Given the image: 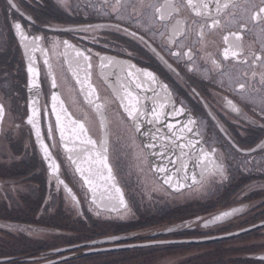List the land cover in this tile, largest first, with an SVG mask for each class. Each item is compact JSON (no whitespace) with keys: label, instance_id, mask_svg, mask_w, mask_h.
Returning <instances> with one entry per match:
<instances>
[{"label":"flooded vegetation","instance_id":"1","mask_svg":"<svg viewBox=\"0 0 264 264\" xmlns=\"http://www.w3.org/2000/svg\"><path fill=\"white\" fill-rule=\"evenodd\" d=\"M12 2L16 8L10 9L8 0H0V23H2L0 90L3 91L0 104L5 109L0 131L7 127L5 120L8 117L9 122L13 124L11 131L19 132L17 143L20 144L23 152L26 148H30L31 161H34L32 163L36 168L35 173L41 177L43 158L41 159L38 149L40 143L38 142L39 146L36 145L33 134L41 123L44 136L55 156L54 162L58 165L57 170L53 171L43 160L47 172L45 181L47 187L52 189V194L57 197L61 208L69 209L68 205L76 207L78 213L73 221L95 226L100 225V221L117 218L120 219L117 220L118 224L133 222L125 221L124 218L132 209L133 201H138L126 195L129 206L127 210L118 211L106 209L102 206L107 204L104 202L99 205L100 200L97 197L93 202V191L84 179L77 175L69 154L62 144L56 121L58 113L61 114L62 119L65 116L61 112V102L67 114L69 112L71 116L85 122L89 132L97 139L98 147L103 140V128L107 125L108 160L122 187V180L117 173L113 156V146L118 144L124 147L127 144L116 130L117 122L119 128L126 129L132 135L134 146L142 150L140 157L143 158L144 165L148 166V172L160 184L161 189L169 191L167 195L170 198L175 199L195 192L196 188L202 187L210 179L228 183L232 202L225 208L214 211L213 204L218 202L213 199L216 193L206 202L207 205H202L198 197L180 201L162 213H155L154 216L163 219L171 211L190 209V217L184 216L183 213L175 223L152 226L156 229H151L149 225L136 229L135 231L138 232L131 233L134 237L130 241L135 242L136 237L139 241L169 237L201 238L213 235L211 234L213 230L224 226L229 220L238 218L243 212L251 213L252 207L258 206L262 211L264 210V201L261 205L256 201L253 202L257 195L264 196V81L260 78V74L264 73V62L254 61L252 55L255 53L264 56V24L254 25L247 22L246 29L242 30L245 14L241 8L233 9L234 15L221 16V28L210 30L205 27L204 38L201 41L198 39L201 26L211 21L196 16L184 7V0H175L178 11L170 17L166 16L163 21L158 19L155 9L164 5L166 0H119V2L118 0H12ZM238 2L243 3V0ZM254 2L259 3V0ZM15 22L21 23L30 37H42V40L38 41L37 50L25 51L13 26ZM173 27H180L183 33L175 37V43H170ZM229 31L241 32L243 51L237 58L224 60L222 56L224 45L221 37ZM65 41L71 47H67ZM76 51L84 52L91 58L90 83L100 97L96 103L104 105L100 113L88 103L80 90L81 86L72 76L69 65L74 66ZM177 52L181 53L179 57L174 55ZM29 55L32 57V66L36 69L35 77L28 71ZM104 58L127 62L139 69H147L158 78L157 84L144 81L145 90L141 95L149 114L142 119L139 131L132 127V122L127 119L120 104L119 96L107 82L114 80L111 83L117 86V70L113 66L102 68ZM213 60L216 64H213ZM253 72L257 73L255 77L252 75ZM80 75L82 78L83 73ZM53 78H55V87L52 86ZM33 79L37 84L35 88L32 87ZM160 83L168 86L167 93L159 89ZM241 83L246 85L244 89L239 88ZM149 89H156L159 94L156 98L157 106L161 103L165 105L159 119L154 123H149L152 119L150 110L154 99L153 92ZM53 94L59 98L55 110H53ZM7 96L13 102V106L9 108L4 101ZM229 101L239 108L238 112L232 110ZM33 108L36 109L34 116ZM180 108L184 110L182 113L179 112ZM29 118L34 120L36 127L28 123ZM90 118L96 119L97 133H94L90 127ZM189 119L194 123L187 124ZM47 120H50V125ZM187 128H191L192 131L188 132ZM189 142L195 147H191ZM149 144H153L154 147L149 148ZM180 145L184 146L183 152ZM199 150L210 154L209 160L205 161L206 167L203 168L196 159L200 154ZM70 154L72 155L71 152ZM184 159H187L188 164L186 171L180 169L181 161ZM160 167L166 168L167 173L160 172ZM204 171L206 172L201 183L189 185L193 181V174L197 179ZM168 174H171L173 179L165 183ZM255 182H259V185L254 186L255 189L249 187ZM37 184L40 186V182ZM252 195L256 196L252 197ZM238 197L245 202H240ZM0 204L8 210L11 207L8 201L2 202L1 197ZM233 209L239 211L226 221L207 224L214 215ZM206 213L210 214L205 216ZM198 223L200 225H196ZM2 225L8 227L9 231L22 228V225L16 222ZM172 228L174 229L169 231ZM224 228H220V232H230L222 230ZM259 228L251 231H259ZM47 229L49 230V227L31 224L25 226V233L30 234V231H33L37 234ZM123 233L119 232L117 235H127ZM117 235L100 233L84 242ZM230 239L224 242L236 238ZM112 244L105 243L99 246ZM59 255L62 254L52 255L51 258ZM262 256L264 255L253 251L247 254L246 258L259 259ZM12 258L15 259L14 261H21L25 257L14 255Z\"/></svg>","mask_w":264,"mask_h":264},{"label":"rangeland","instance_id":"2","mask_svg":"<svg viewBox=\"0 0 264 264\" xmlns=\"http://www.w3.org/2000/svg\"><path fill=\"white\" fill-rule=\"evenodd\" d=\"M0 27H2V23H0ZM0 35H2L1 30ZM1 38L2 36L0 37V52L2 44ZM8 80H10L9 77ZM9 90L12 91L11 89ZM2 92L3 91L0 90V98L3 97ZM4 101L5 104L8 105V108L13 106V102L8 96L5 97ZM5 124L7 127H4L3 130L0 131V165L3 164V167L0 168V197L2 202L6 200L10 203V210H17L19 212H16V216L13 217L8 213V209L5 208V210H2L3 205L0 204V258H6L7 260L10 256L7 262L4 260L3 263L0 262V264H30V262L24 260L25 258L21 261H14L12 256L23 257L26 255H33V253L36 254V251L37 253H43L49 249L67 245L89 244L92 241H84L100 233L103 235L119 234L121 229L120 227H116L118 226L117 220H120L119 218L100 221V225L97 226L73 221V218H75L78 213L76 207L74 208L68 205L69 209L64 207L61 208L57 202V197L55 194H52L51 188H48V196L42 201L43 189L41 183L39 186L37 182H41L42 178L46 180L47 172L43 165L44 162L42 160L43 173L41 177H39L37 173H35L36 168L35 164H33L34 161H31L30 148H26L25 152H23L22 147L16 141L19 132L13 133L11 131L13 124L9 122L8 117L5 120ZM97 126L96 119L90 118V127L94 133H97ZM116 126L117 132L122 135L123 142L127 144L124 145V147L118 144L113 146V156L115 158L117 173H119L123 189L126 191L128 198L138 201L132 200V209L128 216L124 218L125 221H134V219H138L139 222L142 221L141 223L144 224V226L149 225L151 229H156L152 226H163L169 222L175 223L179 221L183 213L184 216L190 217L191 210L187 209L182 211L177 209V215L167 216L163 219L154 216L155 213H162L178 202L192 197L200 198L202 205H207L206 202L210 201L214 193L216 194L213 199L218 200L217 204H213L214 211L221 210L231 204L232 198L230 197L231 191H229L228 183L218 182L214 179H210V181L205 183L202 187L196 188L195 192L178 196L175 199L170 198L169 195H167L169 191L167 192V190L164 191L161 189L160 184L153 178L152 174L148 172V166L144 165V160L140 157L142 150L134 146L132 135L126 129L119 128L118 122ZM122 131L126 133H122ZM17 160H19V162H16ZM23 161L27 162L24 163ZM36 172H38V169ZM258 183L259 182H255L249 185V187L255 189L254 186L259 185ZM255 196L256 195H252V197ZM256 197L257 198H255L253 202L256 201V203H259L258 205L263 204L264 196L257 195ZM238 199L240 202L243 201L240 197H238ZM247 200H249V198ZM244 202L245 201L242 203ZM41 203H43V205L40 207ZM37 206H39L38 209ZM70 209L73 211H70ZM251 209H253L251 213L249 212L246 214L245 211L238 218L229 220L224 226L217 228L220 229L225 227L222 230L234 231L249 227L253 225V222L256 224L258 221H264V210L262 211L258 206L256 208L252 207ZM209 214L210 213H206L204 215L207 216ZM204 215L203 217H205ZM2 219L18 220L22 228L10 230L13 233V235H11L7 233L9 229L6 228L8 227L2 225ZM24 219L28 220V222H24ZM26 224L41 225L45 228L49 227V230H43L37 234L30 231V236L25 233ZM196 225H200V223ZM219 229L213 230L211 234H221L222 232H220ZM20 230L23 234L20 233ZM122 230L128 231L130 229L122 228ZM134 231L135 230L126 232L127 235H125V237L134 235H131ZM137 232L138 231H135L134 233ZM150 234H147V236ZM239 235L237 237L234 236L233 238L236 239L226 242L225 245L221 243L229 238L214 239L199 243L152 245L82 254L52 264H229L234 261V259H240V257L245 258L247 254L253 253V251L256 254L264 255V225L260 226L259 231L256 230L252 232L249 230L245 232L244 235L242 233ZM134 239L137 241L138 237ZM167 239L174 238L169 237ZM215 243H218V246L215 245ZM77 249L78 250H75V252H81L85 248L81 246ZM51 257L53 256L41 255L39 260H50ZM33 263L38 262L33 261L32 264ZM243 263L247 264L245 261Z\"/></svg>","mask_w":264,"mask_h":264},{"label":"snow or ice","instance_id":"3","mask_svg":"<svg viewBox=\"0 0 264 264\" xmlns=\"http://www.w3.org/2000/svg\"><path fill=\"white\" fill-rule=\"evenodd\" d=\"M119 2V0H118ZM8 6L10 9L16 8V5L12 2V0H8ZM184 7L189 9L191 12L195 13L198 17H203L207 20L210 19V23H205L201 26V29L198 34V39L203 41L204 38V28H208L210 30H216L222 27L221 16L222 15H234L232 12L233 9L241 8L245 14V23L242 24V30L246 29L247 22H251L254 25L264 24V0H259V3H255L254 0H243V3H239L238 0H184ZM18 10V9H17ZM156 13L158 14V19L163 21L166 16L170 17L174 12L178 11V7L175 3V0H166V3L160 7H156ZM31 19V18H29ZM14 28L16 30V34L19 36L20 42L23 44L25 51L28 52L29 49L32 51L37 50L39 47L38 41L42 40V37L39 36H31L26 32L25 28L22 27L21 23L15 22ZM183 33V29L180 27H173L172 29V37H170L169 42L175 43V37L179 34ZM135 35V33H132ZM222 42H223V50L222 56L224 60H228L229 58H237L241 55L243 51L242 47V34L241 32H233L229 31L226 34H222ZM64 44L67 47H71L68 45V42L65 41ZM190 51V50H189ZM177 57L181 55V53H174ZM254 61L264 62V56L257 55L255 53L252 54ZM75 61L74 66L72 64L69 67L72 69V76L76 78V83L81 86L80 90L84 93L85 99L88 100V103L92 105L97 113L101 112V109L104 107L101 103H96L100 99L97 94L96 89L90 83V69L92 68V64L90 63V56L86 55L84 52L76 51L75 52ZM32 57L29 55V66L28 71L33 74V77L36 76V69L32 66L31 63ZM47 63V61H45ZM213 64H216V61L213 60ZM109 66H113L116 68V87L113 88L114 93L119 96L120 104L123 107L124 113H126L127 119L132 122V127L139 131L141 127V121L143 118L148 116L149 110L146 108L145 103L143 102V98L141 93L144 89V81L147 80L151 84H157L158 78L156 75L148 71L147 69H139L136 68L135 65L129 64L123 61H113L110 58H104V63L101 64L102 68H106ZM218 66V65H217ZM81 73H83V77L81 78ZM247 75V74H245ZM253 77L257 75V73L253 72ZM260 78L264 81V73L260 74ZM52 86L55 87V78H53ZM32 87H37L35 79L32 81ZM246 85L244 83L239 84L240 89H244ZM159 89L165 93H167L168 86L166 84H159ZM153 92V107L151 108V116L152 119L149 123H154L159 119L161 114V110L165 108L163 103L157 106L156 98L158 97V92L156 89H149ZM58 96L55 94L52 95L53 101V110L56 109V102L58 101ZM233 111H239V108L232 104L231 101L228 102ZM61 112L66 117V122L61 120V114L58 113L56 116L57 124L60 126V136L61 140H69L71 139L74 143L76 140L80 142L81 150L79 152V156L82 158V164L77 168L80 172L81 176L84 179V182L92 189L93 191V202L96 201L95 192L97 190V183L100 180L110 181L112 180L111 168L107 164V147L106 143L102 142L100 149H96V141L93 140L90 136H88V130L85 127L83 122L72 119L70 115L67 114L66 109L63 108V104H60ZM183 108L179 109V112L182 113ZM5 109L2 104H0V120L3 119ZM36 113V109L33 108V116ZM29 124H32L33 127H36L35 122L32 118L28 120ZM194 121L189 119L187 124H193ZM172 127V125H169ZM188 132H191V128L186 129ZM67 132V135L65 134ZM37 138L40 137L39 128L36 129ZM85 145H91L95 150L90 151ZM191 147H195V145H191ZM65 148L68 149L69 152L75 151L74 148H69L66 143ZM41 147L43 148L45 157L51 159L49 148L43 142H41ZM149 148L154 147L153 144L148 145ZM181 151L183 152V145H180ZM199 155L196 157L197 161L200 163L201 167H206L205 161L209 160L210 154L204 152L203 150H199ZM179 158V157H178ZM74 163L76 161H73ZM84 165H87L85 167ZM53 171H56L58 165L55 163L50 165ZM188 167L187 159L181 161L180 169L182 171H186ZM102 169H107V175L105 176ZM160 172L167 173V169L164 167L159 168ZM187 178V177H185ZM173 179L171 174L167 175L165 183L171 182ZM193 181H195V174L192 176ZM179 183V181H177ZM115 187V185H112ZM105 191H108L105 188ZM116 193H120L119 188H115ZM103 199V197L101 198ZM109 207H111L112 211H116L118 207H122L127 210V204L123 199L122 193L119 195V198L116 199L112 196H109ZM239 211V209H233L232 212H224L222 215L216 216L215 220L219 221L224 219L227 216L234 214ZM264 259V257H261Z\"/></svg>","mask_w":264,"mask_h":264},{"label":"water","instance_id":"4","mask_svg":"<svg viewBox=\"0 0 264 264\" xmlns=\"http://www.w3.org/2000/svg\"><path fill=\"white\" fill-rule=\"evenodd\" d=\"M112 81H114V80H111V81L107 80V82L109 83L111 89L113 90V88L115 86L111 83ZM68 115H70L69 112H68ZM70 117L72 119H75L77 121L83 122L85 124L84 121L76 119L75 116H71L70 115ZM61 120L66 122V117L64 116V119L61 118ZM1 121L2 120H0V124H1ZM57 127H58V130L60 132V126L58 124H57ZM85 127L88 130V136H90L93 140L96 141V149H100L102 142L106 143V147H107V164L111 168L112 180L107 181V182L104 181V180H100L97 183V190H96L95 194H96V197L100 200L98 202V204L100 205L101 202L107 203V204L102 205V206L106 207V209L112 210L111 207L108 206L109 205V199H108L109 196H112V197L118 199L119 195L122 193L123 199L126 202L127 207H128V201H127V199L125 197L124 190L121 187V185L119 184V181H118V178H117V176H116V174L114 172V169H113V167L111 166V164L109 163V160H108V127H107V125H106V127L103 128V140L100 143L99 147H98L97 139L90 134L89 129L86 126V124H85ZM39 131H40V137L37 138V140L40 143V148H41L42 154H43L48 166L51 169L52 167L50 165L55 163L54 162L55 158L53 157V154H52V152H51L49 147L48 148H49V153H50L51 159H48V158L45 157L43 148L41 147V142H43L45 145H47V144L45 143V140L43 139V132H42L41 123L39 125ZM66 134H67V132H66ZM35 135H36V131H35ZM36 137H37V135H36ZM66 143L68 144L69 148H74L75 149V151L71 152L72 155L70 154L68 149L65 148L64 145ZM62 144H63L64 149L68 152L69 158L71 159V161H72L77 173L79 174V176L81 178H83L81 176L80 172L77 170V168L79 166H81V164H82V158L78 155L80 150H81L80 142L78 140H76L73 143L72 140L69 139V140H63ZM84 147H86L90 151H93V152L95 151L92 148L91 145H85ZM73 161H76V162L74 163ZM84 166L87 167V165H84ZM102 171L104 172V174L106 176L107 175V169H102ZM205 172L206 171H204L200 177L195 179V181H191L189 185L201 183L203 181V175L205 174ZM180 182H182V181H180ZM188 182L189 181L182 182V183H188ZM112 185H115V187H112ZM105 188H107L108 191H105ZM115 188H119L120 189V193H116ZM102 197H103V199H101ZM121 209H124V208L118 207L116 211L121 210ZM222 214H220V215H222ZM224 219H226V217ZM263 225H264V221H261L259 223H256V224L251 225V226L246 227V228H242V229L237 230V231L229 232V233H226V234L210 236V237H203V238H180V239H167V240H165V239H163V240H149V241L135 242V243H123V244H116V245H107V246H102V247H91V248L85 249V250H83L81 252H73V253L64 254V255H62V256H60L58 258L47 260V261H44V262H41V263H38V264H52V263H55V262H58V261H62V260H65V259L73 258V257L79 256V255L88 254V253H98V252H105V251H110V250H118V249H125V248L150 246V245H159V244L188 243V242H200V241H208V240L220 239V238H225V237H230V236H233V235H237V234L252 230L254 228H257V227H260V226H263ZM173 229L174 228L170 229L169 231H171ZM125 238H127V237H121V236L108 237V238H104V239H100V240H97V241L90 242L89 244L73 245V246L58 248V249L52 250L51 252L52 253L65 252V251L73 250V249H76V248H79V247L85 246V245H90L91 246V245H97V244H100V243L116 242V241H120V240L125 239ZM4 260H6V258L5 259L4 258H0V262L4 261Z\"/></svg>","mask_w":264,"mask_h":264},{"label":"trees","instance_id":"5","mask_svg":"<svg viewBox=\"0 0 264 264\" xmlns=\"http://www.w3.org/2000/svg\"><path fill=\"white\" fill-rule=\"evenodd\" d=\"M3 166L2 165H0V168H2ZM41 183V186H42V189H43V191H42V198L41 199H43L42 201H44L45 200V195H46V188H47V184H46V181L42 178V181L40 182ZM42 206V203L40 204V207ZM38 207L39 206H37V209H38ZM2 210H5V207L3 206L2 207ZM16 212H19V211H17V210H8V213L9 214H11L13 217H15L16 215ZM178 214V212H177V210H175V211H171V212H169L168 213V216H172V215H177ZM25 220V219H24ZM24 220H22V221H24ZM19 223V221L18 220H14V219H12V220H4V219H2L1 220V223L2 224H6V223H11V224H14V223ZM24 222H28V220H25ZM142 222V221H141ZM141 222H139V221H133V222H127V223H122V224H118V226L117 227H120V229H121V231L120 232H124L123 234H126V232H128V231H133V230H136V229H141V228H143V227H145L144 226V224H142ZM20 224V223H19ZM22 224V223H21ZM132 227V228H131ZM4 228V227H3ZM122 228L123 229H125V228H128V229H130V230H128V231H123L122 230ZM6 229H8V228H6ZM7 233H10L11 235H13V233L11 232V231H8ZM20 233H22L23 234V232H20ZM27 235H30V234H28V233H26ZM26 235V236H27ZM31 236V235H30ZM224 243H226V242H223V243H221V244H224ZM215 245H217L218 246V243H215ZM36 254H39V253H37V251H36ZM33 255H35L34 253H33ZM246 262L247 264H258V263H261V264H264V259H262V258H255V259H253V258H249V257H245V258H240V259H234V261H232L231 263H229V264H245V263H243V262Z\"/></svg>","mask_w":264,"mask_h":264}]
</instances>
